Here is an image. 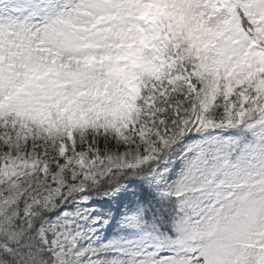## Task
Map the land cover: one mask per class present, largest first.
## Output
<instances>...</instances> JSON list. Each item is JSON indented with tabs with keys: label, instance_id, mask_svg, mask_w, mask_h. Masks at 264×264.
Returning a JSON list of instances; mask_svg holds the SVG:
<instances>
[{
	"label": "snow or ice",
	"instance_id": "obj_1",
	"mask_svg": "<svg viewBox=\"0 0 264 264\" xmlns=\"http://www.w3.org/2000/svg\"><path fill=\"white\" fill-rule=\"evenodd\" d=\"M0 264H264V0H0Z\"/></svg>",
	"mask_w": 264,
	"mask_h": 264
},
{
	"label": "rangeland",
	"instance_id": "obj_2",
	"mask_svg": "<svg viewBox=\"0 0 264 264\" xmlns=\"http://www.w3.org/2000/svg\"><path fill=\"white\" fill-rule=\"evenodd\" d=\"M131 188V186H129ZM124 194H118L117 198L111 200L110 198L102 204L93 203L92 199H87L83 204L78 205L77 201L74 204L59 211L75 212L79 207H83L91 210V213L86 216L85 219L77 221V225L84 231L85 235L90 239H82L81 246H87L90 243L94 247H100L106 245L108 247L101 250L99 257L105 259L115 257L119 255V252L113 249H124L128 247L125 239H123V232L121 231L116 220L119 219V215L123 212L122 202L124 200ZM61 209V208H60ZM109 211H111V217L109 218ZM108 223L105 224L104 221ZM94 229V231H93Z\"/></svg>",
	"mask_w": 264,
	"mask_h": 264
},
{
	"label": "trees",
	"instance_id": "obj_3",
	"mask_svg": "<svg viewBox=\"0 0 264 264\" xmlns=\"http://www.w3.org/2000/svg\"><path fill=\"white\" fill-rule=\"evenodd\" d=\"M95 191H98V190H94L93 192L95 193Z\"/></svg>",
	"mask_w": 264,
	"mask_h": 264
}]
</instances>
